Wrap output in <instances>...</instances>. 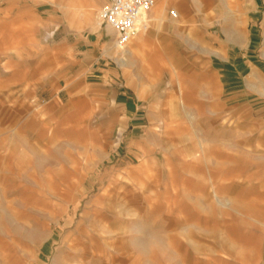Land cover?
I'll use <instances>...</instances> for the list:
<instances>
[{
  "label": "rangeland",
  "instance_id": "374dc122",
  "mask_svg": "<svg viewBox=\"0 0 264 264\" xmlns=\"http://www.w3.org/2000/svg\"><path fill=\"white\" fill-rule=\"evenodd\" d=\"M106 1L0 0V264H264V0L223 8L222 25L241 7L252 19L229 47L245 65L230 63L227 108L193 117L169 95L144 104L140 127L108 97L61 101L42 51L57 32L79 37L64 4L93 9L94 25Z\"/></svg>",
  "mask_w": 264,
  "mask_h": 264
},
{
  "label": "crops",
  "instance_id": "0c3cea01",
  "mask_svg": "<svg viewBox=\"0 0 264 264\" xmlns=\"http://www.w3.org/2000/svg\"><path fill=\"white\" fill-rule=\"evenodd\" d=\"M169 3L157 0L154 8L142 14L147 29L143 30L138 22L123 51L114 45L109 30L99 27L98 22L92 24L93 9L82 11L64 4L67 29L80 38L57 32L42 50L46 57L57 62L51 67L54 75L51 82L63 80L66 88L61 101L93 106L108 97L128 118L131 127L141 126L143 118L139 110L146 102L149 110H161L169 95H177L179 108L191 112L193 117L199 110L212 115L214 110L227 108L230 63L236 62L237 73L245 65L244 54H240V59L238 55L232 57L229 47H244L251 17L247 13L245 18L241 7L233 12L229 23L226 19L222 25L221 16L226 14L223 8L233 4L231 0L219 2L223 3L222 11L212 3L201 6L189 0H175L174 9L168 8ZM169 10L176 11L174 18ZM83 12L88 18L85 23L79 21ZM84 27L90 31L81 36L87 30ZM104 37L113 41V50L95 57ZM70 65L76 67L75 72L69 71ZM253 78L257 88L259 82ZM162 85L164 91L159 90ZM257 89L264 92V85L259 84ZM158 90L166 96L157 97ZM158 121L154 115H148L149 126L158 125Z\"/></svg>",
  "mask_w": 264,
  "mask_h": 264
},
{
  "label": "built area",
  "instance_id": "2783aa9c",
  "mask_svg": "<svg viewBox=\"0 0 264 264\" xmlns=\"http://www.w3.org/2000/svg\"><path fill=\"white\" fill-rule=\"evenodd\" d=\"M157 0H107L98 14V25L109 30L114 40V45L123 51L131 40L137 23L141 28L147 29L142 14L155 7ZM171 17L176 16L175 10H169Z\"/></svg>",
  "mask_w": 264,
  "mask_h": 264
}]
</instances>
